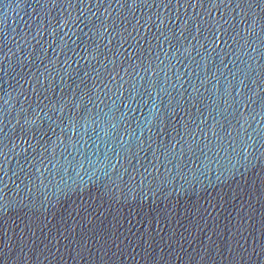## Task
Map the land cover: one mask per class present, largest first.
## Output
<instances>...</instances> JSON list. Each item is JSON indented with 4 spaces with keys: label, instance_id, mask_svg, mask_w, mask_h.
Returning a JSON list of instances; mask_svg holds the SVG:
<instances>
[{
    "label": "water",
    "instance_id": "obj_1",
    "mask_svg": "<svg viewBox=\"0 0 264 264\" xmlns=\"http://www.w3.org/2000/svg\"><path fill=\"white\" fill-rule=\"evenodd\" d=\"M0 264H264V0H0Z\"/></svg>",
    "mask_w": 264,
    "mask_h": 264
}]
</instances>
